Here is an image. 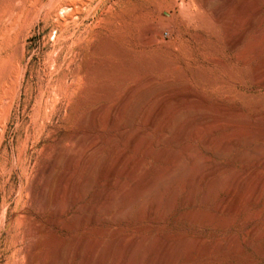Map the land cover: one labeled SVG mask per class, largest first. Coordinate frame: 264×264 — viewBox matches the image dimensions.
<instances>
[{
  "label": "rangeland",
  "instance_id": "374dc122",
  "mask_svg": "<svg viewBox=\"0 0 264 264\" xmlns=\"http://www.w3.org/2000/svg\"><path fill=\"white\" fill-rule=\"evenodd\" d=\"M205 3L208 12L199 15L196 11ZM217 9L222 15L214 23L215 36L199 39V30ZM190 12L193 19L184 18ZM251 19L264 26V0H0V264H117V259L151 264L153 257L154 264H264V257L245 245L242 252L227 256L216 249L218 239L245 232L246 225L239 222L249 215L252 203L244 198L238 213L216 214L232 175L243 173L239 192L247 191L242 194L248 197L250 182L264 170V161L258 164L264 158V139L248 138L259 122L264 126V76L251 78L257 68L264 70V50L249 59L244 46L230 48L221 28ZM165 93L171 98L175 93L189 95L162 105L175 115L174 123L188 117L207 119L206 129L197 126L193 136L177 144H166L156 129L141 135L149 139L152 151L146 167L155 163L161 148L180 151L183 164L179 160L173 167H184L179 180L162 179L144 195L143 181L137 185L125 174L108 180L97 173L94 159L75 196L68 186L57 188L54 179L65 169L59 155L77 153L74 137L84 144L94 141L103 152L116 144L131 158L144 151L148 139L134 147L123 134L132 133L143 107ZM115 105L123 108L109 123ZM233 122L249 131L240 130V141L226 150V140L237 133L227 127ZM216 124L221 128L216 130ZM210 130L214 136L205 143L204 132ZM255 146L263 151L255 154L258 158L249 150ZM242 149L247 157H241ZM192 161L198 166L202 161L218 164L217 177L188 186L183 177ZM49 167H54L53 180ZM228 218V223L223 220ZM263 225L264 219L256 223L259 230ZM124 236L150 242L129 258L121 251Z\"/></svg>",
  "mask_w": 264,
  "mask_h": 264
},
{
  "label": "bare ground",
  "instance_id": "6f19581e",
  "mask_svg": "<svg viewBox=\"0 0 264 264\" xmlns=\"http://www.w3.org/2000/svg\"><path fill=\"white\" fill-rule=\"evenodd\" d=\"M208 5L203 4L200 9H198L196 12L199 13H203V12H208ZM184 11V10H183ZM187 11V10H186ZM195 12V13H196ZM185 13V11H184ZM191 13V14H190ZM190 13H186L187 17H184V18H189L190 20L193 19V16H192V13L193 12H190ZM195 13L193 15H195ZM190 17H189V16ZM198 14H196L194 17H197ZM202 15V14H201ZM221 15L220 14V11H217L213 10L210 14H209V17L210 18H207L208 22L205 24L206 26H203V27H198L199 29H201V31L199 30V34L197 35L200 38H203L204 40H211L214 36H215V32H214V23L215 22H218L219 19L221 18ZM204 17V16H203ZM257 17V16H256ZM201 18L200 20L202 21V17H199ZM195 19V18H194ZM196 20V19H195ZM198 20V19H197ZM256 20L258 21V19L256 18ZM260 20V19H259ZM187 21V20H186ZM204 21V20H203ZM240 21V20H238ZM193 22V21H192ZM206 22V21H205ZM236 22V21H235ZM262 23V22H261ZM197 25V23H195ZM199 24V22H198ZM217 24V23H216ZM200 25V24H199ZM197 28V27H196ZM197 28V30H198ZM222 30H223V33L229 38L227 41H229V44H230V48L233 49V50H236L238 47H241V46H244L246 48V50H243V53L246 52V55L247 57L252 58V57H255L259 54H261V50H264L262 48H264V26L261 25L260 23H257L256 24V21L255 23L251 20H248V21H240L239 23H237L236 26H232L230 24H223L221 26ZM221 30V31H222ZM196 31V30H195ZM198 32V31H197ZM195 35V34H194ZM196 36V35H195ZM216 38V37H215ZM198 39V40H199ZM202 39V41H203ZM249 39V40H248ZM201 41V40H200ZM205 43V42H204ZM228 44V45H229ZM232 53V52H231ZM244 56V55H243ZM253 59V58H252ZM218 61V60H216ZM222 61V60H221ZM247 61H249L247 59ZM243 64L244 62L246 61H242ZM218 63V62H217ZM264 65V64H263ZM256 67V66H255ZM261 68V67H259ZM263 68L260 69H256L257 71H253V75H251L252 79H257L259 81L262 80L261 78H263L264 76V70H262ZM262 76V77H261ZM261 77V78H259ZM259 78V79H258ZM264 79V78H263ZM256 80V81H257ZM264 87V85H263ZM132 90L133 88L131 87L130 90H128L123 98H127L131 93H132ZM154 92V91H153ZM163 93V92H162ZM167 93V92H166ZM165 93V94H166ZM180 93V92H179ZM176 94L171 98L170 95L171 94H166V95H155L156 98H154L153 102H151L149 105H146L145 107H143V112H142V116L141 117H138L139 119L136 120V127L133 129V132L130 134L125 133L123 134L124 135V139H125V142H128L130 145H134V147L136 146V143H138V141L140 142L142 139L141 138V135L143 133H145L146 131L148 130H158L159 131V136L160 138H165L167 140L168 144L169 143H178L179 141L185 139L187 136H190L193 134V132L195 131V129H197L200 125L203 126L202 129H204L207 125V119L204 117V119L202 120H197V119H192L191 117H188L187 119L183 120L181 123H174L175 121H173L174 119V116L172 117V111H170L171 113H168V112H165L164 110H167V109H164L166 108L167 106L164 105L167 101L168 103L170 102L168 99H174L175 101L177 99H181V96L185 99V98H189L188 96L189 95H181V94ZM174 100H171V101H174ZM186 100V99H185ZM181 101V100H180ZM183 101V99H182ZM177 102V101H176ZM179 102V101H178ZM166 103V104H168ZM171 103V102H170ZM169 103V104H170ZM173 103V102H172ZM175 104V103H174ZM172 104V106L174 105ZM162 105L165 106L163 109H162ZM120 106V105H119ZM118 105L115 107L113 106V109H112V114L111 116L108 118L107 121H109V123H113L114 122V119H117L116 117H114V115H116V113H120V110L123 108L120 109ZM171 106V105H170ZM199 106V105H198ZM180 109V108H179ZM122 111V110H121ZM175 110H173L174 112ZM178 112V111H176ZM132 114V113H131ZM176 114V113H175ZM141 115V114H140ZM133 116V115H132ZM183 118V117H182ZM258 118V117H257ZM263 117H259L258 119H261ZM130 119V118H129ZM129 119L128 122H129ZM173 119V120H172ZM209 120V119H208ZM263 120V119H261ZM259 120V121H261ZM179 121V120H178ZM181 121V119H180ZM264 121V120H263ZM217 122V120H216ZM259 123H262L263 125V122H259ZM125 124V123H124ZM128 124V123H127ZM206 124V125H205ZM220 124V123H219ZM242 124V123H241ZM246 124V123H245ZM135 125V124H134ZM205 125V126H204ZM244 125V124H243ZM243 125H239V123H231V124H227V127H229L230 131L231 129L234 131V132H237L236 134L232 133V135L229 136V138L226 140V143L225 145L228 146L226 148L229 149V146L231 145H234L236 143H238L240 140V137L239 134L241 133V131H245V130H248V129H244ZM258 125V123H257ZM261 124H259L258 126H256V128L253 130L251 129L249 132H248V138L252 139L253 140L256 138H260L262 140V138L264 139V126H262ZM119 126V125H118ZM198 126V127H197ZM218 125L216 124V127ZM223 126V125H222ZM120 127V126H119ZM215 127V126H214ZM213 127V129H214ZM226 127V126H225ZM248 127V125H247ZM263 127V128H262ZM166 128H169V130L167 129V131L170 132V129L172 131V134L169 135V132L166 133L165 130ZM200 128V127H199ZM218 128H221V127H217L216 130ZM206 129V128H205ZM212 129V128H211ZM241 130V131H240ZM239 131V133H238ZM206 133L205 137H204V142L205 143H210L214 134H213V131L210 130V131H207V132H204ZM243 133V132H242ZM245 133V132H244ZM243 133V134H244ZM247 133V132H246ZM168 134V135H167ZM238 134V135H237ZM122 135V134H121ZM145 135H147L145 133ZM144 135H142L143 137ZM193 136V135H192ZM241 136V135H240ZM247 136V135H246ZM122 137V136H121ZM146 137V136H144ZM149 137V136H147ZM185 137V138H184ZM228 137V135H227ZM140 139V140H139ZM145 139V138H144ZM143 139V141H144ZM148 139V138H147ZM145 139V141L147 140ZM250 139V140H251ZM160 140V139H159ZM225 140V139H223ZM248 140V139H247ZM249 140V141H250ZM74 141V144L76 145V147L78 148V151L76 154H68V153H62L59 155V157L61 156L63 158V162H64V165H65V169L63 170V172L60 174V175H57L54 179V182L56 183L57 185V188L59 190H63L65 187L68 186V188H70V190L73 192V195L75 196L77 193H78V190H79V186L81 184V179L82 178V175L83 173H85L84 171L89 167L91 166L92 164H94V159H98L96 162H97V165H96V168H97V173H99V175H101L102 177H106L108 180H110L111 177L113 176H116V175H120L123 176L125 174V177L129 176L131 177L132 181L134 180L137 185L139 183H142V189L141 191H143L144 195L146 192L147 189L149 190L152 186L154 187L155 184H158V182L162 179L163 181L165 182H172L174 181L175 178H177V174H181L183 173L184 171V167L181 165L183 164V162L180 160V151L179 150H173V149H168L167 148H161L160 150H158L156 152V154L154 155V159L155 160L154 164L151 166V167H146L145 163H146V160L148 159V157L150 156V143H149V139L147 140V144H144V151L140 152L139 154H137L134 158H131L130 154L128 155L126 150H124L123 148H120L118 147L116 144L112 145L111 143V148L108 149L106 152H103L101 150V147H96L94 146L95 142H89L88 144H84L81 140H79L77 137H74L73 139ZM122 142V140H121ZM162 142V141H161ZM165 142V141H164ZM163 142V143H164ZM182 142V141H181ZM225 142V141H223ZM94 143V144H93ZM108 143V142H107ZM106 143V144H107ZM145 143V142H144ZM245 143V142H244ZM251 143V141H250ZM109 144V143H108ZM124 144V143H123ZM156 144V143H155ZM172 144V145H173ZM248 144V143H247ZM139 145V144H138ZM187 145V144H185ZM189 145V144H188ZM261 145V144H260ZM98 146V145H97ZM171 146V145H170ZM263 146V144L261 145ZM123 147V146H122ZM133 146H131L132 148ZM190 147V146H189ZM225 147V146H222V148ZM171 148V147H170ZM185 148V147H184ZM183 148V149H184ZM204 148V147H203ZM208 148V147H207ZM231 148V147H230ZM262 148V147H261ZM135 149V148H134ZM137 149V148H136ZM191 149V148H190ZM246 149V148H245ZM245 149L242 151V155L241 157H244L245 154H248V152L245 151ZM225 150V149H223ZM240 150V149H239ZM250 151L252 150V153L254 154V158H255V154H257L258 152L259 153H262L264 151V149H260V147H254L253 149H249ZM129 151V150H128ZM136 151V150H135ZM187 151V150H186ZM191 152L193 150H190ZM198 151V150H195V152ZM221 151V150H220ZM262 151V152H260ZM190 152V153H191ZM193 152V155L194 153ZM227 152V151H226ZM241 152V151H240ZM155 153V152H154ZM185 153V152H184ZM214 153V152H213ZM223 153V152H222ZM228 153V152H227ZM251 153V154H252ZM200 154V153H199ZM219 154V153H218ZM226 154V153H225ZM252 154V155H253ZM264 154V153H262ZM187 155V154H186ZM190 155V154H188ZM227 155V154H226ZM250 155V158L251 156ZM58 156V155H57ZM56 156V157H57ZM191 158L193 157L192 154L190 155ZM189 156V157H190ZM237 156V155H236ZM239 156V155H238ZM246 156V155H245ZM197 157V156H196ZM247 157V156H246ZM252 157V158H253ZM258 156H256V158H258ZM240 158V157H239ZM249 158V160H250ZM199 159V157H197V160ZM56 160H59V158H57ZM54 160L52 166H56V163H58V161ZM61 160V159H60ZM182 162V164L180 165L181 169L178 170V171H173V167L179 162ZM203 160H206V159H203ZM261 162L259 161L258 164L262 163L264 161V158L263 159H260ZM149 161V160H148ZM184 161V160H183ZM194 161V160H193ZM192 161V162H193ZM245 161V160H244ZM201 162V160L199 161ZM205 161H202V164L201 165H197V163L193 162L190 164L191 167L188 166V169L186 171V175L183 177L184 178V181H186L185 179H187V183H188V186H189V183L190 182H197L198 184L200 182H212L214 178H216L218 175V164L215 165L217 166H210L209 163H204ZM255 162V160L253 161ZM258 162V160H257ZM186 164V163H185ZM264 164V163H263ZM151 165V163H150ZM179 165V164H178ZM185 166V165H184ZM54 167L50 168L49 167V170H48V173H49V179L52 178L53 180V177H52V174H53V170H54ZM95 167V165H94ZM93 167V168H94ZM179 167V168H180ZM183 168V169H182ZM178 169V168H177ZM221 170V169H220ZM141 171L142 172V176H139L138 174L141 173L139 172ZM264 170H261L260 172H262ZM139 172V173H138ZM220 172V171H219ZM223 172V171H222ZM255 172V171H254ZM259 172V170H258ZM259 172V174H260ZM237 173V172H236ZM252 173V172H250ZM264 172H262V176H259V174L257 175V179L253 180L252 177L254 176L255 173H253V176L250 178L251 180H253L252 182H250L251 184L253 183V189H251L250 191V194H248V197L245 196V194H242L243 191L245 193H247V191L245 190H241V192H239L240 189H242V186H244V183L242 180L243 179V173H238L236 175H232L234 176L233 179H232V184L230 187H227L228 189L226 190L225 189V193H226V197H222L220 201L217 202L216 204V214L218 213H222L223 211H226L228 210V212L231 214V215H234L236 213H238L240 207H241V204H242V201L244 198H246V200H251V206H250V212H249V215H246L244 216L241 220H240V225H242V227L246 225L245 228V232L241 235V236H238V237H234V234L231 235V236H226L225 238H221V240L218 239L217 241V247L216 249L218 250V252L223 255V256H227V255H230V254H234V253H237L238 251H243L244 250V247L245 246H248V247H251V249H255V253L264 257V225L262 226L263 229L262 230H259L258 226H256V223L258 220L260 219H264ZM220 174V173H219ZM98 175V176H99ZM127 175V176H126ZM181 175H184L181 174ZM222 175V174H221ZM177 176V177H176ZM187 176V177H186ZM100 177V176H99ZM180 177V175H179ZM245 177V176H244ZM101 178V177H100ZM181 178V177H180ZM180 178H177L178 180ZM248 178V179H249ZM117 179V178H116ZM143 179V180H142ZM218 179V178H217ZM247 179V178H245ZM246 180L245 182H248V181H251V180ZM87 180V179H86ZM106 180V179H105ZM113 180V179H112ZM120 180V179H119ZM216 180V179H215ZM116 181V180H115ZM160 181V182H161ZM182 182L185 184V182ZM110 182V181H109ZM160 182H159V185H160ZM180 182V181H179ZM102 183V182H101ZM108 183V182H106ZM120 183V182H118ZM117 183V184H118ZM125 182H123V184L121 183V186L122 188L123 185ZM215 183V181H214ZM249 183V182H248ZM248 183H245V185H247ZM116 184V183H114ZM113 184V185H114ZM127 184V183H126ZM162 185H164L165 183H161ZM168 184V183H167ZM191 184V183H190ZM201 184V183H200ZM213 184V183H212ZM82 185V184H81ZM110 185V184H109ZM111 185V186H113ZM130 185V184H129ZM166 185V184H165ZM164 185V186H165ZM214 185V184H213ZM240 185H242L241 187H239ZM250 185V184H249ZM115 186H119L118 187V190L120 188V185H115ZM134 187L132 188V191L133 189L136 190L137 186L135 187V184L133 185ZM140 186V185H139ZM156 186V185H155ZM187 186V185H185ZM200 185H198L199 187ZM205 186V185H204ZM252 186V185H251ZM250 186V188H251ZM160 187V186H159ZM163 187V186H162ZM171 187V186H170ZM246 187V186H245ZM244 187V188H245ZM131 188V186H130ZM161 188V187H160ZM173 188H176L175 186ZM200 188V187H199ZM240 188V189H239ZM247 188V187H246ZM248 188V190L250 189ZM100 189V188H99ZM117 189V188H116ZM121 189V188H120ZM152 189V188H151ZM150 189V190H151ZM154 189H157V188H153ZM172 189V188H171ZM177 189V188H176ZM185 189V188H184ZM190 191L192 188H189ZM194 189V188H193ZM98 190V189H97ZM102 190V189H101ZM123 190V189H122ZM129 190V188L127 189ZM134 190V193L136 192ZM137 190L140 191V189L138 188ZM208 190V189H206ZM106 192V190H104ZM126 191V190H125ZM138 191V192H139ZM174 191V189H173ZM173 191L170 192V196L173 195L175 193H173ZM114 193V190L111 191ZM129 192V191H128ZM131 192V191H130ZM137 192V196L139 195ZM192 192V191H191ZM133 193V192H132ZM142 193V192H141ZM151 193L153 194L154 191ZM159 193V192H158ZM177 193V192H176ZM175 193V194H176ZM249 193V192H248ZM100 194V192L98 193ZM103 194V193H102ZM108 194H111V193H108ZM149 194V193H146V195ZM157 194V193H155ZM187 194V193H186ZM191 194V193H189ZM142 195V194H141ZM139 195V196H141ZM159 195V194H158ZM194 195V194H193ZM247 195V194H246ZM136 196V195H135ZM150 196V195H149ZM153 196V195H152ZM162 196V195H161ZM160 195L159 196H155V197H161ZM176 196V195H175ZM189 196V195H188ZM225 196V195H223ZM148 197V196H147ZM146 197V198H147ZM185 197V196H184ZM136 198H139V197H135ZM173 199L175 197H172ZM192 197H190L191 199ZM248 198V199H247ZM147 200V199H146ZM157 200V199H156ZM161 200V199H160ZM244 199V201H246ZM172 201V200H171ZM151 203V201H150ZM161 203V202H160ZM154 204V203H153ZM158 204V202H157ZM156 204V205H157ZM150 206V205H149ZM157 207V206H156ZM150 208V207H149ZM198 210V209H197ZM190 213V212H189ZM219 215V214H218ZM212 216V215H211ZM210 216V218H211ZM217 216V215H216ZM213 217V216H212ZM220 217V216H219ZM231 218V216H230ZM220 219V218H219ZM210 220V219H209ZM225 221H227V223L229 222V218L226 220V219H223ZM219 221V220H218ZM218 221L216 223H218ZM225 221H222V222H225ZM231 222H233L231 219H230ZM221 222V223H222ZM226 224V223H225ZM229 225V224H228ZM132 236V235H131ZM122 237V236H121ZM146 237V236H145ZM125 239L122 238V242L119 241V238L118 240L116 241H119L121 242L120 244L122 245L123 243V247H124V250H121L122 252H124V255L129 257V255L133 256L135 255L133 252L135 251L136 252V248L138 246H147V241L145 238H141L142 240H140V242H138V240L134 239V238H131L129 236H127V238L124 236ZM147 238V237H146ZM139 239V238H138ZM148 239V238H147ZM198 240V239H197ZM115 241V243H116ZM114 242V241H113ZM150 242V241H148ZM118 243V242H117ZM198 243V242H197ZM99 244V242H98ZM119 245V246H121ZM245 245V246H244ZM165 246V245H164ZM118 248V245L116 246ZM115 247V248H116ZM142 247L139 248L142 249ZM112 248V247H111ZM159 248V247H158ZM157 248V251L159 250ZM161 248V247H160ZM170 248L172 249V247L170 246ZM207 248V247H206ZM113 249V248H112ZM145 249V247H144ZM149 249V247H148ZM209 249V248H208ZM206 250V249H205ZM205 250H202L203 252L202 253H205L206 251ZM163 251V250H162ZM205 251V252H204ZM159 253L161 252V249L158 251ZM200 252V251H199ZM137 253V252H136ZM123 254V253H122ZM120 255L122 256L123 258V255ZM124 256V257H125ZM126 257V258H128ZM251 257V256H250ZM117 258V257H116ZM130 258V257H129ZM154 258V257H153ZM151 261L150 259V263L151 264H154L156 261V259L154 258ZM125 259V258H124ZM118 261L116 262L117 264H124V262L120 259H117ZM126 261V260H125ZM129 262V260H128ZM251 262V261H250ZM128 264V263H127ZM148 264V263H147ZM171 264V263H170Z\"/></svg>",
  "mask_w": 264,
  "mask_h": 264
}]
</instances>
